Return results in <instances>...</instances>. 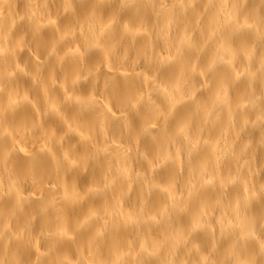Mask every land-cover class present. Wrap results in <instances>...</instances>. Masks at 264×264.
<instances>
[{"label":"bare ground","instance_id":"1","mask_svg":"<svg viewBox=\"0 0 264 264\" xmlns=\"http://www.w3.org/2000/svg\"><path fill=\"white\" fill-rule=\"evenodd\" d=\"M0 264H264V0H0Z\"/></svg>","mask_w":264,"mask_h":264}]
</instances>
